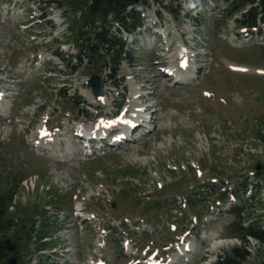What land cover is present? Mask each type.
<instances>
[{
    "label": "rangeland",
    "instance_id": "obj_1",
    "mask_svg": "<svg viewBox=\"0 0 264 264\" xmlns=\"http://www.w3.org/2000/svg\"><path fill=\"white\" fill-rule=\"evenodd\" d=\"M179 1L136 4L144 24L123 33L130 57L108 76L87 50L89 0H0V189L16 186L20 264H214L242 241L233 193L244 219L264 221L251 199L264 198V24L238 25L231 0ZM151 53L190 71L145 73ZM131 89L158 104L148 132L87 153L85 130L122 127ZM246 259L262 260L257 246Z\"/></svg>",
    "mask_w": 264,
    "mask_h": 264
},
{
    "label": "trees",
    "instance_id": "obj_2",
    "mask_svg": "<svg viewBox=\"0 0 264 264\" xmlns=\"http://www.w3.org/2000/svg\"><path fill=\"white\" fill-rule=\"evenodd\" d=\"M58 1L60 0H48L53 5H57ZM184 1L190 4L188 10H192L193 12L197 10L198 4L196 0ZM139 2L140 0H89L88 2L87 26L92 29L90 33L93 36V44L99 48V52L101 50L103 52L100 58L106 64L108 76L117 75L121 66L120 63L128 60L130 57V53L126 48V40L121 32L124 31L132 35L134 31L144 24L142 12L136 6ZM175 3L180 9L182 6L180 5V1L175 0ZM231 3L232 13L240 12L247 5H250L245 12L240 13V19H236L238 25L243 28H250L257 26L258 21L264 24V0H231ZM178 13L179 11H177L176 15ZM97 21L100 24L96 26L95 23ZM83 27H86V24ZM15 187L14 185L10 188L0 189V263L2 264L21 263V244L17 237H14L13 234L10 235L11 230L14 229V223L8 213V207L12 201ZM256 193L253 194V197H255ZM245 209V204H241L238 200V203L230 207L228 211L238 219L242 218L241 214L244 213ZM239 225V233L236 234L238 238L246 242L245 239L249 236L255 238L260 244H263V249L261 250L262 260L258 264H264V221L253 220V222H249L246 226ZM42 235L44 234L38 235V232H36L37 240H40L42 237V239L46 238V236ZM247 255L248 251L243 245L239 247L234 246L229 251H225V253L219 255L214 264H244L247 260Z\"/></svg>",
    "mask_w": 264,
    "mask_h": 264
},
{
    "label": "bare ground",
    "instance_id": "obj_3",
    "mask_svg": "<svg viewBox=\"0 0 264 264\" xmlns=\"http://www.w3.org/2000/svg\"><path fill=\"white\" fill-rule=\"evenodd\" d=\"M150 48H153V46H151V47H149V49ZM154 49V48H153ZM184 55V54H183ZM174 60V59H173ZM172 60V61H173ZM176 61V60H175ZM177 61H178V58H177ZM149 62H150V64L149 65H145L143 68H142V71L144 70L145 71V73L146 72H151L152 74L154 73L155 74V71L158 73V74H155L156 76H161L160 74L162 73L163 75L162 76H164V75H166L167 77L165 78V79H167V80H170L171 78H173V77H181V75L182 74H184V72H189L190 71V69H189V67H187V68H184V69H182L181 67H180V65H177V63H173L172 64V66L170 67L171 69H169L168 71H162V69H161V67L160 68H157V66H154L155 64L154 63H157L158 62V60H157V58H154V56H153V53H151L150 55H149ZM238 69V68H237ZM161 70V71H160ZM240 70V69H239ZM241 73H247V71H243L242 69H241V71H240ZM249 72V71H248ZM166 73V74H165ZM241 73H239V74H241ZM257 73V72H256ZM258 73H260V72H258ZM142 74V73H141ZM140 74V75H141ZM260 74H262V73H260ZM264 74V73H263ZM155 75H152V76H155ZM195 78V77H194ZM175 79V78H174ZM173 79V81L174 82H176L177 81V79L176 80H174ZM188 79H190V78H188ZM188 79H184V80H179L180 82H178L177 81V83H180V84H184V83H187L186 81L188 80ZM192 79V78H191ZM151 81L152 80H149L148 81V83H147V85L149 86V82L151 83ZM183 81V82H182ZM140 82H142V80L138 77V75L136 74V78L134 79V81L132 82V84H134V85H137L139 88H141V90H143L144 89V87H142L143 85H141V86H139L140 85ZM135 90V92H134V94L132 95V94H130L128 97L130 98V103L132 104V102H134L135 101V103H133V106L132 105H130V107H132L133 109L131 110L130 108L127 110V111H125V113H124V115H126L127 116V118H126V121L125 122H123L121 125H122V127H116V126H114V127H111V128H109L108 130H106V129H104L103 128V130L104 131H108V132H110V133H108V132H101L100 134H99V136H97V137H95V131L96 132H98L97 131V129H94L93 131H94V133H93V131H86L85 130V132H87V134L85 135L86 136V143H85V147H90L89 148V151L87 152V153H90L92 150H91V146H92V149H94V148H98V149H102V148H105V147H108V146H111V147H116V146H122V141L125 139H129V138H131L132 137V133H133V131L135 132V130H137L138 128L140 129V126L141 127H143L144 129H147V132H148V126H149V124L151 123V114L149 113V112H151L152 114H155V108H156V106H158V104L156 103H153L152 101H151V99H150V95H149V93L150 92H144V91H142V94L143 93H145V94H140L139 96H137V93L139 92V91H141L140 89L138 90V89H134ZM146 90V89H145ZM131 92H132V89H131ZM127 92H126V90L125 91H123L122 92V95H124V94H126ZM174 95V94H173ZM135 96V97H134ZM124 100V99H123ZM142 105V106H140V105ZM127 105V104H126ZM138 106V107H137ZM127 107V106H126ZM125 107V108H126ZM115 113V112H114ZM155 116V115H154ZM138 121H141V124L139 125V123H138ZM123 129V130H122ZM125 130H127V132H125ZM122 131H124V133H121L120 134V132H122ZM117 132H119V134H120V136L119 137H114V138H112V139H109V136L110 135H113V134H115V133H117ZM126 133H128V136H127V138H126V136H125V134ZM83 134H84V132H83ZM103 135H107L106 137V140L105 139H103ZM118 135V134H117ZM76 136H80V131H79V134L78 133H76ZM123 136H124V138H123ZM81 137V136H80ZM123 138V139H122ZM85 139V138H84ZM103 140H104V142H103ZM83 141V140H82ZM114 144V145H113ZM98 151V150H97Z\"/></svg>",
    "mask_w": 264,
    "mask_h": 264
},
{
    "label": "water",
    "instance_id": "obj_4",
    "mask_svg": "<svg viewBox=\"0 0 264 264\" xmlns=\"http://www.w3.org/2000/svg\"><path fill=\"white\" fill-rule=\"evenodd\" d=\"M87 50H89V53L93 55L97 53V50L94 47L88 48ZM88 85L95 93H97V95L101 94V82L96 76L92 75L88 81Z\"/></svg>",
    "mask_w": 264,
    "mask_h": 264
},
{
    "label": "built area",
    "instance_id": "obj_5",
    "mask_svg": "<svg viewBox=\"0 0 264 264\" xmlns=\"http://www.w3.org/2000/svg\"><path fill=\"white\" fill-rule=\"evenodd\" d=\"M250 242H249V244H250V246H249V251H253L254 250V248L257 246H259V244L255 241V240H249Z\"/></svg>",
    "mask_w": 264,
    "mask_h": 264
}]
</instances>
